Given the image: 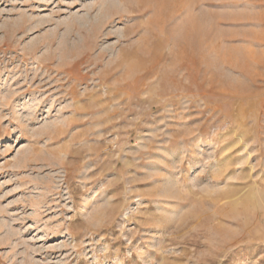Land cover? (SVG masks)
Listing matches in <instances>:
<instances>
[{"label":"rangeland","instance_id":"374dc122","mask_svg":"<svg viewBox=\"0 0 264 264\" xmlns=\"http://www.w3.org/2000/svg\"><path fill=\"white\" fill-rule=\"evenodd\" d=\"M0 264H264V0H0Z\"/></svg>","mask_w":264,"mask_h":264},{"label":"bare ground","instance_id":"6f19581e","mask_svg":"<svg viewBox=\"0 0 264 264\" xmlns=\"http://www.w3.org/2000/svg\"><path fill=\"white\" fill-rule=\"evenodd\" d=\"M170 2H171V0H160V3H161L162 6H164V5H169ZM173 2H174V1H173Z\"/></svg>","mask_w":264,"mask_h":264}]
</instances>
